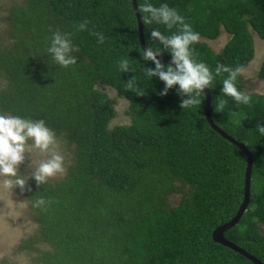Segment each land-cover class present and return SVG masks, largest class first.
Instances as JSON below:
<instances>
[{
  "label": "trees",
  "instance_id": "16d2710c",
  "mask_svg": "<svg viewBox=\"0 0 264 264\" xmlns=\"http://www.w3.org/2000/svg\"><path fill=\"white\" fill-rule=\"evenodd\" d=\"M153 2L176 8L199 32L193 55L212 69L217 63L246 68L255 56V35L264 40V0ZM82 20L88 30L76 31ZM152 27L175 31L144 25L145 43ZM56 30L73 33L79 50L71 68L46 55ZM222 30L230 39L220 52L201 40H216ZM94 32L104 34L103 44ZM139 45L132 0H21L1 18L0 112L45 120L70 158L62 179L41 186L30 179L23 191L16 189L38 225L19 249L33 264H254L212 237L243 202L246 154L212 129L206 94L201 106L182 110L175 89L159 96L163 83L149 82L139 68L137 87L147 88L146 95L127 87L132 73L118 70L123 56L130 52L153 66L141 60ZM258 76L264 80V58ZM237 87L244 91L243 75ZM108 90L128 102V124L112 125L117 99ZM249 96L247 105L226 97L223 110L211 102V112L253 156L250 205L225 237L264 263V135L256 130L264 125V93ZM255 179L263 180L257 193ZM172 196L181 197L175 206ZM41 197L46 204L34 207Z\"/></svg>",
  "mask_w": 264,
  "mask_h": 264
},
{
  "label": "clouds",
  "instance_id": "9594fccd",
  "mask_svg": "<svg viewBox=\"0 0 264 264\" xmlns=\"http://www.w3.org/2000/svg\"><path fill=\"white\" fill-rule=\"evenodd\" d=\"M136 12L144 25H163L168 30L175 28V31L165 34L158 27H152L148 32L146 45L143 48L139 45L135 49L142 61L151 62L153 66L145 67L140 60L130 58V52L119 60L118 70L121 73H132L126 83L129 89L135 91V95L144 96L147 89L137 87L140 84L137 81L139 68L149 82L157 78L163 83L159 96H166L169 90L175 89L177 96L181 98L179 107L182 110L201 106L205 90H213L217 77H222V80L219 94L212 97L214 110L224 109L226 97H230L238 105L250 103L249 94L237 87V78L244 74L245 68L217 63L212 69L198 60L193 55L192 46L200 40V34L176 8L166 2L157 6L153 0H142L136 6ZM75 28L79 32L87 31L88 21H80ZM92 34L96 36L98 44L104 43L106 37L103 33ZM149 40L153 41L151 45ZM78 50L73 33L56 30L52 32L46 55L55 65L71 68L77 63L75 53ZM166 53L170 57L167 63L160 59ZM256 130L264 135V125L258 123ZM34 150L45 154L46 158L39 161L31 159ZM26 158L27 176L20 171V165L24 164ZM65 164L66 158L58 148L56 133L45 120L0 112V189L23 191L30 179L41 186L50 178L63 174L66 171ZM45 204V199L41 197L35 200L34 207Z\"/></svg>",
  "mask_w": 264,
  "mask_h": 264
},
{
  "label": "rangeland",
  "instance_id": "374dc122",
  "mask_svg": "<svg viewBox=\"0 0 264 264\" xmlns=\"http://www.w3.org/2000/svg\"><path fill=\"white\" fill-rule=\"evenodd\" d=\"M21 0H0V28L1 18L7 15V9L11 4L19 3ZM255 35V34H254ZM256 38V52L254 59L245 68L243 74L244 91L246 93H264V80L260 79L258 73L264 58V40L260 39L257 35ZM230 35L222 30L220 36L216 40L201 39L208 43V45L215 51L220 52L224 48L225 44L229 41ZM106 90L104 86L100 87ZM112 99H117L116 116L112 121V125H123L129 123V118L126 115L128 108V102L124 99L118 98L116 94L108 90L106 91ZM58 148L65 155L66 171L63 174H59L50 178L48 181H55L62 179L68 172L70 164L69 153L66 151L65 146L58 139ZM46 155L41 154L34 150L31 159L37 161L45 159ZM28 159L26 158L24 164L20 165V171L26 176L29 174L27 170ZM262 179H255L254 181V193H257L262 185ZM180 196H172L170 203L177 205ZM261 231L264 233V224H261ZM38 228L37 223L32 218V213L29 208V203L24 197L17 193L9 191L7 189H0V264H33L31 261V254L28 251H21L19 246L22 241L36 233Z\"/></svg>",
  "mask_w": 264,
  "mask_h": 264
},
{
  "label": "water",
  "instance_id": "95a60500",
  "mask_svg": "<svg viewBox=\"0 0 264 264\" xmlns=\"http://www.w3.org/2000/svg\"><path fill=\"white\" fill-rule=\"evenodd\" d=\"M132 5H133V9H134V12H135L137 20H138L140 43H141V47L143 48L146 45L145 35H144V25H143L142 21L140 20L139 14L136 12V6L138 5L137 0H132ZM160 59H162V61L167 63L170 58H168L166 56H162V57H160ZM205 94H206L205 116H206L208 123L212 127V129L214 131H216L217 133H219L223 138L227 139L229 142L234 144L236 147L241 149L247 156V167H246V171H245L243 202H242L240 208L238 209L235 217L231 221H229L228 223H225L224 225H221L220 227H218L217 229H215L213 231V233H212L213 240L216 243H219L223 246H226V247L232 249L233 251L243 255L244 257H246L248 260H250L254 264H264L262 261H260L255 256H253L251 253H249L248 251H246L245 249H243L242 247L238 246L236 243L230 241L229 239H227L225 237V233L228 230L232 229L233 227H235L237 224L240 223L242 216L247 211V209L250 205L251 183H252V174H253V156L245 144L237 141L236 139H234L233 137L228 135L225 131H223V129L220 126H218L214 122V120L212 118V112H211V93L208 90H205Z\"/></svg>",
  "mask_w": 264,
  "mask_h": 264
}]
</instances>
